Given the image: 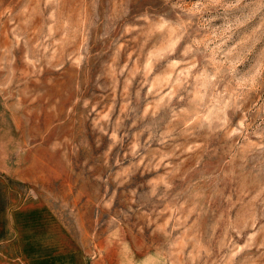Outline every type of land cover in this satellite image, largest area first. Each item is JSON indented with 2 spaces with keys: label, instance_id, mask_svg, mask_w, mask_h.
<instances>
[{
  "label": "rangeland",
  "instance_id": "rangeland-1",
  "mask_svg": "<svg viewBox=\"0 0 264 264\" xmlns=\"http://www.w3.org/2000/svg\"><path fill=\"white\" fill-rule=\"evenodd\" d=\"M0 264H264V0H0Z\"/></svg>",
  "mask_w": 264,
  "mask_h": 264
}]
</instances>
